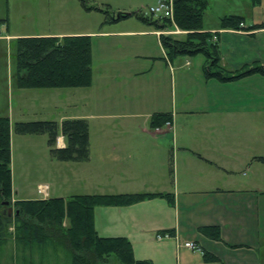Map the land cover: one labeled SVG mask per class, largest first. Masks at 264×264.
I'll return each mask as SVG.
<instances>
[{"label": "rangeland", "instance_id": "rangeland-1", "mask_svg": "<svg viewBox=\"0 0 264 264\" xmlns=\"http://www.w3.org/2000/svg\"><path fill=\"white\" fill-rule=\"evenodd\" d=\"M207 1L208 8L203 18V27L206 29L218 28L219 19L229 15L243 17L246 25L264 23V0H261L259 7H252L249 0ZM157 2L158 0H86L89 6L101 9L109 7L110 11L123 14L138 12L146 18L151 17L148 9L155 7ZM103 18L104 16L98 12H83L78 0H0V19L8 20L7 27L0 26V36L10 37L9 40L0 38V117L8 116L14 125L34 121L59 123L61 118L69 114L97 116L99 113L92 107V100L104 91V86L109 85L106 94L112 102L111 114L126 116V95H128V102L137 103L136 108L141 115L139 119L128 120L127 123L126 118L111 119L104 123L94 118L89 121L92 129L95 130L93 132L98 133L100 127H96L99 123L114 128L110 137L115 143H118L119 139H126L123 131L118 127L124 128L131 125L151 129L150 115L170 114L172 123H166L162 128L173 129L177 137L175 141L178 144L193 146L207 143L233 144L236 149H245L252 158L264 157V76L257 73L230 82L206 79L203 71L205 62L203 55L178 56L170 62L165 58L159 45L158 38L162 34L181 39L185 32L173 27L156 31L155 33L160 34L158 38L152 34L123 40L109 34L103 37L100 34L106 32L145 31L149 33L155 31L154 28L135 18L101 26ZM153 19L158 18L153 17ZM81 30H89L94 34L88 35L91 39L92 54L91 86L82 89L42 90L50 93V96L41 99L42 102L59 104L61 110L51 112L45 117H33L32 113L21 117L20 108L29 106L33 108L34 102L40 100L38 96L33 95H37L36 93L41 90L28 92L16 88L15 39L45 37L49 34H65ZM227 39L226 43L222 39L219 43L221 58H224L226 54L229 57V53L236 47L246 46L245 43L240 42V37L233 35L227 36ZM250 39L247 37L242 41L249 42ZM133 54L150 58L147 63L140 62L132 59ZM152 63L155 64L150 74L139 78L132 77L133 72L139 68L148 70ZM261 65L257 63L246 67L245 70ZM107 72L111 75V80L115 81H101L102 74ZM126 73L130 75L127 79ZM17 102L21 106H17ZM65 102L68 106H64ZM69 102L76 106L70 107ZM9 107H12L10 115ZM135 112L137 111L134 108L127 110V113ZM11 135L13 137V169L15 176L19 175L15 185L20 186L21 183L29 182L28 186L33 188L38 184L53 182L54 189L57 188L60 172L58 166L48 165L46 162L51 158H49V149L46 144L47 136L28 138L16 135L14 132ZM166 137L171 141V133ZM28 149L32 152V164L40 162V159L45 160L40 170L38 167H28L30 164ZM22 162L23 165H21ZM255 167H257L260 184H264V165L255 164ZM79 170L84 174L87 169L86 166H82ZM89 191L95 192L90 193L92 195L125 194L105 193L94 188H90ZM49 193L51 194V191ZM46 194L48 196V191ZM47 196L44 199H47ZM9 231L13 233L12 226ZM70 258L71 252L62 250L60 247L56 251L38 247L21 250L16 247L12 237L0 249V264H70ZM106 264L119 263L110 259Z\"/></svg>", "mask_w": 264, "mask_h": 264}, {"label": "crops", "instance_id": "crops-1", "mask_svg": "<svg viewBox=\"0 0 264 264\" xmlns=\"http://www.w3.org/2000/svg\"><path fill=\"white\" fill-rule=\"evenodd\" d=\"M130 19L133 18L124 21ZM203 30L218 32L219 43L222 41L226 43L227 36L234 35L240 37V42L246 44L245 47L234 48V51L229 53V57L228 54L225 55V59L221 58L220 51V64L225 69L236 71L257 63L264 66V29L251 32V35L221 31L218 28L209 30L203 27ZM155 32L121 31L100 35L107 37L109 34L122 40L146 34L158 38V33ZM65 35L94 34L89 30H81L65 34H49L46 37ZM247 37L251 38L249 42L242 41ZM0 38L10 39L8 36H0ZM132 56V59L145 63L150 58L137 54ZM163 60L166 61L164 58ZM154 64L152 63L148 70L139 68L133 72L132 77L147 76L151 73ZM108 73L102 74V82L115 81L111 80L112 77ZM128 77L130 75L126 73V79ZM108 88L109 85L104 86V91L92 100V107L99 113L97 116L69 114L61 118V120L84 119L88 122L90 153L89 160L83 163L57 162L50 158L49 154L50 159L46 160L47 164L58 166L60 172L59 184L55 189L53 182L36 184L37 186L33 188L28 186L29 182L21 183L20 186L15 185L19 175L14 174L11 135L12 201L43 200L44 196L37 191L41 185L48 187L47 199L92 195L95 192H90V188L105 193L172 194V205L164 199L157 198L126 208H96L93 215L94 228L103 238H126L132 246L134 258L147 260L152 264H264V186H262L264 184H260L258 180L255 164L261 163L253 160L256 157L249 156L245 149H236L233 144L207 143L195 146L178 144L173 129L151 130L127 124L124 128L118 127L123 131L126 139H119L118 143H115L110 137L114 128L99 123L96 128H102H99L98 133L93 132L95 130L92 129L89 121L94 118L104 123L111 119L126 118L127 123L128 120L139 119L141 115L138 114L137 103L128 102V95H126V116L111 114L112 102L106 94ZM47 92L41 90L36 93L37 95H33L40 99L34 102L33 108L19 107L21 117L27 113H32L33 117H45L51 112L61 110L59 104L42 102L43 97L50 96ZM17 106L21 105L17 102ZM64 106H68V103L65 102ZM69 106L75 107L76 104L69 102ZM129 108H134L136 114L127 113ZM11 113L12 107H9V115ZM153 115H150L149 120ZM61 120L60 122L63 121ZM10 125L12 133L11 120ZM169 133H171V141L166 137ZM62 141L64 144V139ZM27 155L30 158L28 167H38L40 170L45 160L40 159V162L32 164L31 149L27 150ZM82 166H86L87 169L84 174L79 170ZM119 184L126 187H120ZM203 227H217L221 240L213 241L200 234L198 229ZM160 235H168V237L158 240L157 237ZM185 242L196 244L201 249V253L185 249L183 247Z\"/></svg>", "mask_w": 264, "mask_h": 264}, {"label": "trees", "instance_id": "trees-1", "mask_svg": "<svg viewBox=\"0 0 264 264\" xmlns=\"http://www.w3.org/2000/svg\"><path fill=\"white\" fill-rule=\"evenodd\" d=\"M78 1L83 11L98 12L104 16L101 26L136 18L155 31L175 27L185 32L181 39L163 35L159 37L165 58L171 62L178 56L203 55L206 79L230 82L257 73L264 76V66L230 71L220 64L219 33L203 30L207 0H172V22L167 18H146L138 12L116 13L110 11L109 7L101 9L87 5L86 0ZM249 1L252 7H259L261 3V0ZM7 24V19H0V26L7 27ZM263 29L264 23L246 25L245 19L237 15L223 16L218 25V30L240 31L248 35ZM214 37L217 38L215 41ZM90 40V36L85 35L15 39L16 88L46 90L90 87ZM169 122L170 114L157 113L151 117L149 126L157 129ZM12 128L20 136H47L50 157L57 162L83 163L89 160V125L84 119H66L60 123H15ZM59 137L64 139V148L56 147ZM253 160L264 165V157ZM157 198L164 199L169 205L173 204L172 194L81 195L65 199L12 202L11 125L8 117H0V249L12 237L16 247L21 250L38 247L56 251L60 247L70 251V264H106L110 259L119 264H152L147 260H136L126 238L100 237L94 228L93 215L96 208H126ZM4 203L12 206L18 214L8 217ZM11 226L13 233L9 231ZM198 231L210 240H221L217 227H203Z\"/></svg>", "mask_w": 264, "mask_h": 264}, {"label": "built area", "instance_id": "built-area-1", "mask_svg": "<svg viewBox=\"0 0 264 264\" xmlns=\"http://www.w3.org/2000/svg\"><path fill=\"white\" fill-rule=\"evenodd\" d=\"M172 12H173V6H172V0H158L157 5L155 7H150L148 9V14L151 17H157L158 19H172ZM162 34V33H161ZM158 35H160L158 33ZM163 35V34H162ZM216 38L214 37L213 40ZM62 137L57 138L56 140V146L60 148H64V144L62 141ZM38 194L43 195L44 197L47 196L48 187L47 186H39L37 188ZM168 235L158 236L157 239L160 240L162 238H166ZM183 247L187 250H190L192 252H198L201 253V249L192 242H185L183 243Z\"/></svg>", "mask_w": 264, "mask_h": 264}, {"label": "water", "instance_id": "water-1", "mask_svg": "<svg viewBox=\"0 0 264 264\" xmlns=\"http://www.w3.org/2000/svg\"><path fill=\"white\" fill-rule=\"evenodd\" d=\"M4 206H6L7 208H6V212H7V215H8V217H12L13 216V214H15V215H17L18 214V212H14V210H13V207L12 206H8V203H4ZM4 214V213H3Z\"/></svg>", "mask_w": 264, "mask_h": 264}]
</instances>
